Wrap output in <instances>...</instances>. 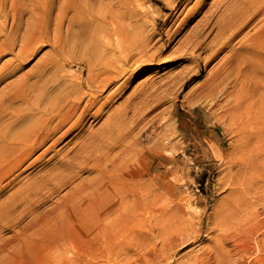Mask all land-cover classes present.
I'll return each mask as SVG.
<instances>
[{
    "label": "bare ground",
    "instance_id": "1",
    "mask_svg": "<svg viewBox=\"0 0 264 264\" xmlns=\"http://www.w3.org/2000/svg\"><path fill=\"white\" fill-rule=\"evenodd\" d=\"M6 1L0 0V9L5 8ZM96 1L60 0L55 9H47L38 7L35 0H28L26 27L19 38L5 33V22L0 23V35L4 36L0 43V55L13 52L19 44L15 57L21 62L32 56L39 44L47 42L52 47L51 53H46L49 54L47 58L43 57L46 58L44 63L42 58V67L36 64L29 72L33 76H41L52 69L47 79L42 82L39 93L34 95L33 104L39 115L28 123L29 125L12 128L15 120L21 117L19 111H16L20 108L14 104L17 100L28 103L32 92L29 90L32 87L28 88L30 83L26 84L28 74L25 73L16 82L6 85V91H1L0 150L5 153L18 149L27 150L28 142L31 143L34 139H39L40 142L51 139L68 125L62 133L55 135L51 146L56 145L75 129L80 132L74 139L72 149L64 153L56 171L49 175L58 177V183L63 187L75 182L84 169H92L95 172L92 178L79 179L77 183L72 184L70 191L64 195L61 206L51 213L55 216L65 212L64 206H71L74 214L83 212L87 205L90 207L93 204L84 196L91 195L93 198H100L102 202H108L104 205L106 214L127 212L129 206L122 197L127 191L120 187L112 193L109 181L120 182L127 179L128 173L123 165H131L130 169L137 163V159L143 160L145 164L144 170L139 172L141 179L151 181L157 176L152 174L145 177L151 165L145 163V151L142 149L139 135L141 133L132 135V131L127 128L128 114L132 112V115L137 117L140 114V106L136 103H142L143 99L150 104L144 109L146 111L143 110L144 115L155 109L170 93L168 88L161 91V85L155 87L152 80L147 79L123 104L109 110L97 128H85L91 118L92 122L101 118L114 97L124 91L134 77L149 70L148 65L162 63L157 61L160 60L158 56L164 45L155 47L153 43L155 37L162 38L157 20L152 16L153 7L134 6L127 0ZM164 1L172 8L177 5L176 0ZM189 2L190 0H186L184 3ZM198 4L199 1L190 7L181 20L182 24L189 20L190 12ZM26 5L19 0H10L15 19H20ZM219 5L221 14L211 23V29L214 26L216 32L208 44L213 49L206 61V64L213 60L215 63L210 69V78L209 75L207 77L209 81L199 89V93L194 92V95L200 96L222 129L233 137V152L238 153L241 158L234 159L232 164V167L236 166V170L233 168L235 172L230 173L228 183L231 186V197L220 217L222 232L216 240L214 239L216 245L214 246V242L210 246L214 248L216 259L219 258L217 255H220L221 260L216 262L249 264L247 257L254 253L259 262L264 261V0H221ZM208 14L209 17L212 15L209 12ZM2 17L1 11L0 20ZM207 19L210 22V18ZM15 66L11 60L7 61L0 68V76L12 75ZM37 79L39 81L38 77ZM121 79L123 80L117 83V88L109 91L110 86ZM48 84L57 85V88L52 86L56 90H52L51 95L46 94ZM134 97L139 98L136 103V100L132 103ZM128 101L132 104L127 103ZM5 116L8 118L1 122V118ZM128 138H131V141L128 142ZM163 139L170 141L167 135L163 136ZM167 143H162V146L157 148L161 149L163 144L166 147ZM10 162L7 161L6 165ZM163 163L162 161L160 164ZM13 168L1 166L0 176ZM129 172L138 178L134 172ZM33 188L37 189L38 186L35 184ZM144 189H148V186L144 185ZM164 191L170 194L171 185L166 183ZM147 192L157 198L159 190L158 187H152ZM131 194L135 203H138L139 197L144 195V190L140 184H135ZM79 205L81 206L78 207ZM105 219L109 220L107 217ZM219 220L216 223H219ZM168 221L167 217L161 220V226L166 224L163 229L166 232V240L172 239L167 233L177 232L178 229ZM113 222L115 223H108L104 218L100 220L101 225L106 228L120 226L122 218ZM229 229L233 230L228 231ZM219 236L220 239L224 236L234 242V253L230 252L231 248L223 250L224 245L219 242ZM204 253L210 255L211 252ZM209 255L202 258L206 264L211 263L209 259L212 255L211 258ZM93 259L92 251L83 246L76 264H93Z\"/></svg>",
    "mask_w": 264,
    "mask_h": 264
},
{
    "label": "rangeland",
    "instance_id": "2",
    "mask_svg": "<svg viewBox=\"0 0 264 264\" xmlns=\"http://www.w3.org/2000/svg\"><path fill=\"white\" fill-rule=\"evenodd\" d=\"M19 1L27 4L23 7L20 19L14 18L10 0L6 1L4 9H0L3 14L0 23L5 22L4 32L16 38L24 33L25 18H28V0ZM35 1L38 7L47 9H55L60 4V0ZM198 1L195 11L190 12L189 20L182 24L181 20L190 7ZM220 1L190 0L189 3H184L186 0H176L177 5L172 8L164 0H127L134 6L153 7L154 12L152 11L151 15L156 18L158 30L162 33V38L155 37L153 43L155 47L164 44L158 56L160 60L157 61L162 63L148 65L150 69L134 77L127 88L114 97L101 118L94 120V123L91 118L85 128H97L109 110L123 104L147 79H151L155 87L161 85V91L168 88L170 92L160 105L145 115L142 112L150 104L145 99L142 103H136L138 97H134L132 101L133 103L136 100L135 103L140 106V114L135 117L129 112L127 128L132 131V135L141 133L139 135L142 149L145 151V163L151 165L145 177L152 174L157 176L151 181L141 179L139 172L144 170L145 164L143 160L137 159V163L130 169L131 165H123L128 173L127 179L120 182L109 181L112 193L120 187L127 191L125 196L122 195L123 201L129 206L127 212L106 214L104 205L108 202L103 201V204L100 198H93L91 195L84 197L93 203L92 206L87 205L81 213L74 214L71 206H64L63 214H51L61 206L64 195L70 191L72 184L77 183L79 179H89L95 175L94 170L84 169L75 182L63 187L59 185L58 177L49 175L56 171L64 153L72 149L79 129L66 135L54 146H51L54 137L62 133L68 125L51 139L43 142L34 139L31 143L28 142L27 150L18 149L8 153L0 150V168L14 167L12 171L0 176V264H76L83 246L92 251L93 264H206L207 262L202 260L209 255L204 253L206 251L212 255V258L209 255L210 264H221L216 262L221 260L220 255H217L219 258L216 259V253L210 244H214L222 232L220 217L231 197V186L228 183L230 173L236 170V166L232 167V164L234 159L241 157L233 152V137L222 129L200 96L194 95V92L200 91L209 81L207 77L209 75L210 78V69L215 63L213 60L206 64V61L213 49L208 45L216 32L214 26L211 29V23L221 14ZM98 8L100 9L99 6ZM208 12L212 14L210 17ZM206 17L210 18V22ZM47 19L49 20V17ZM3 38L4 36L0 35V43ZM18 48L19 44L13 52L0 55V68L10 60L13 66L16 65L12 75L0 76V93L3 89L6 91V85L16 82L25 73L28 74L26 84L30 83V86H27L32 87L29 89L32 95L29 93L28 103L17 100L14 104L20 108L16 111H19L21 117H18V122L15 120L13 129L26 127L39 115L33 104L34 95L39 93L42 82L52 70L49 69L41 76L29 73L36 64L42 67V58H47L51 53L52 47L47 42L39 44V49L37 48L26 61L20 62L15 57ZM46 58H43L42 63ZM197 70L199 72L196 73ZM123 79L112 84L109 91L116 89ZM47 86L45 93H50L48 95L57 88L56 84ZM127 103L132 104L129 101ZM8 117H2L1 122ZM166 135L170 141L163 139ZM130 139H127L128 142ZM162 143L168 145L164 147L163 144L164 148H157L162 146ZM9 160L11 162L6 165ZM162 161L164 163L160 164ZM128 170L134 172L138 178L133 177ZM166 183L171 185L170 194L164 191ZM35 184L37 189L33 188ZM135 184H140L144 190V195L139 197L138 203H135L131 194ZM144 185H147L148 189L158 187L157 198L149 194ZM164 217L178 228L177 232L167 233L173 240H166L164 235L166 224L161 226ZM101 218L108 223H115L113 221L122 218V224L104 228L100 223ZM218 220L219 223H216ZM230 230L233 229L228 231ZM221 239L219 236V242L224 245L223 250L231 248L230 252L234 253V242L224 236ZM256 256L255 253L250 254L247 257L248 263L264 264V261L259 262ZM197 258L199 261H196Z\"/></svg>",
    "mask_w": 264,
    "mask_h": 264
}]
</instances>
